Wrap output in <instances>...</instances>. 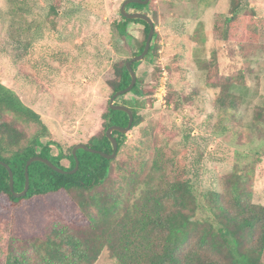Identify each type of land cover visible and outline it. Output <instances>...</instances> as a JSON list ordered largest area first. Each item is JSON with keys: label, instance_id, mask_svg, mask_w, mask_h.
I'll return each instance as SVG.
<instances>
[{"label": "rangeland", "instance_id": "1", "mask_svg": "<svg viewBox=\"0 0 264 264\" xmlns=\"http://www.w3.org/2000/svg\"><path fill=\"white\" fill-rule=\"evenodd\" d=\"M58 1L62 6L52 23L50 6ZM123 1L0 0V81L40 114L50 132L44 141L59 142L70 149L102 132V114L112 97L108 81L114 77L113 63L134 57L146 39L145 26L132 22L117 50L114 25L121 18ZM149 3L138 10L127 6L129 12L147 14L155 32L153 51L135 67L141 93L129 92L115 100L118 104L124 99L134 101L129 104L142 121L126 133V144L114 158L127 161L131 168V157H136L142 170L138 178L145 186L159 178L155 158L166 147L182 148L197 168L193 182L199 201L206 191L220 188L222 177L238 171L251 174L254 201L264 205V116H258L259 110L264 111V28L260 29L261 24L264 27V0H243L239 20L233 26L227 23L231 0ZM248 20L255 26L260 24L257 40L243 38ZM15 40H36L45 51L64 49L68 58L52 61L41 71L33 70L13 61ZM199 60L217 62L222 76L245 73L244 83L231 88L241 99L239 108L217 103L220 90L207 84ZM194 90L197 94L187 102V95ZM171 98L182 101L179 109L168 104ZM16 123L24 134L23 144L39 129L21 119ZM147 131L152 136L144 144L143 132ZM50 146L58 154V146ZM138 148L142 150L137 155ZM61 164L70 166L67 159ZM110 176L97 188L100 193L118 186L114 182L118 173L112 171ZM29 210L41 225L52 214L75 225L87 223L75 201L57 194L35 199ZM208 215L204 209L198 214L202 219ZM21 228L27 232L26 224ZM11 230L7 218L0 216V264H5ZM94 264L119 263L105 247Z\"/></svg>", "mask_w": 264, "mask_h": 264}, {"label": "trees", "instance_id": "2", "mask_svg": "<svg viewBox=\"0 0 264 264\" xmlns=\"http://www.w3.org/2000/svg\"><path fill=\"white\" fill-rule=\"evenodd\" d=\"M242 4L243 0H231V16L227 19L231 26L238 22ZM149 5L130 3L129 7L138 10ZM61 6V1L50 6L52 23ZM250 20L245 24L246 30L241 31L243 38L257 40L260 24L255 26ZM132 22L143 24L146 33L136 56L143 51L149 34L150 26L145 20L121 15L114 25L115 46L117 50L121 48L120 41L128 36V25ZM261 28H264L262 24ZM11 48L14 62H23L36 71L50 67L52 61L68 58L64 49L45 51L36 40H15ZM152 51L150 47L149 53ZM130 59H118L113 63L114 77L108 81L112 96L131 82L126 67ZM139 63L134 62L133 68ZM198 65L206 72L207 84L219 88L217 103L224 108H239L241 99L231 88L244 83L245 73L239 71L222 76L217 62L199 60ZM140 89L137 80L130 92L139 95ZM196 94V90L188 94L186 101H192ZM167 101L176 109L182 104L176 98ZM129 103L134 101L124 99L121 104L131 107ZM131 108L134 113L132 127H135L141 123L142 116ZM258 116H264V111L259 110ZM17 119L39 126L25 144ZM102 119V132L89 137L86 144L111 154L113 146L107 129L112 125L126 127L129 116L108 104ZM49 134L40 114L0 81V160L10 165L17 192L25 188V165L33 156L48 158L68 171L75 168L73 147L66 149L59 142L44 141ZM143 134L142 141L152 136L148 131ZM113 135L118 141V153L124 148L127 135L119 131H114ZM53 143L58 146L56 155L50 146ZM141 150H136L137 155ZM188 155L182 148L166 147L154 161L159 178L143 186L138 178L142 174L141 163L134 159L136 157H131L134 161L130 168L127 161L107 159L79 149L80 163L75 173L57 172L40 161L30 164V187L27 194L20 197L12 193L9 172L0 164V216L4 215L12 228L5 264H94L105 247L119 264H264V205L254 201L251 174L233 171L222 177L220 188L206 191L199 201L193 182L197 168ZM63 159L69 160V167L61 164ZM112 171L118 173L114 181L118 186L100 193L97 188L111 178ZM53 194L75 201L86 215L87 223L75 225L52 214L45 225L39 224L29 210L32 202ZM201 209L209 213L207 218L198 216ZM22 223L27 225L25 231L28 233L22 231Z\"/></svg>", "mask_w": 264, "mask_h": 264}, {"label": "water", "instance_id": "3", "mask_svg": "<svg viewBox=\"0 0 264 264\" xmlns=\"http://www.w3.org/2000/svg\"><path fill=\"white\" fill-rule=\"evenodd\" d=\"M150 0H124L122 2L120 11H121V15L124 16L125 18L128 19H142L145 20L149 26H150V30H149V34L146 40V44L145 47L143 49V51L140 54H137L136 56L132 57L127 63H126V67L131 75V82L129 84V86H127L125 89L120 90L118 92H116L115 94H113V96L110 99L109 105L112 109L114 110H121L124 111L128 114L129 116V123L126 127H121L119 125H112L107 129V137L109 138V140L112 143L113 146V152L111 154H108L104 151H101L99 149L93 148L91 146H88L86 143H78L73 147V154L75 156L76 159V166L73 170H65L62 167L54 164L50 159L42 157L40 155H36L33 156L31 158L28 159L26 165H25V173H26V182H25V188L23 191L21 192H17L14 188V174L13 171L10 167V165L2 160H0V164L4 165L8 172H9V176H10V188L12 193L16 196V197H20V196H25L29 190L30 187V175H29V166L30 164H32L33 162L36 161H40L43 162L45 164H47L49 167L53 168L55 171L60 172V173H75L78 168H79V160L77 158V151L79 149H84L90 152H94V153H98L101 154L103 157L107 158V159H113L116 156L117 150H118V141L116 139V137L113 135L114 131H119L122 132L123 134H126L127 132L130 131V129L132 128V124L134 121V113L131 107L125 105V104H118L115 102L116 98L126 94L128 92H130L133 87L135 86V84L137 83V74L135 69L133 68L132 64L134 62L140 61L142 60L148 53L151 47V40L153 38L154 32H155V27H154V23L152 21V19L145 13L142 12H128L127 10V6L130 3H140V4H148Z\"/></svg>", "mask_w": 264, "mask_h": 264}, {"label": "clouds", "instance_id": "4", "mask_svg": "<svg viewBox=\"0 0 264 264\" xmlns=\"http://www.w3.org/2000/svg\"><path fill=\"white\" fill-rule=\"evenodd\" d=\"M129 12V11H128Z\"/></svg>", "mask_w": 264, "mask_h": 264}]
</instances>
